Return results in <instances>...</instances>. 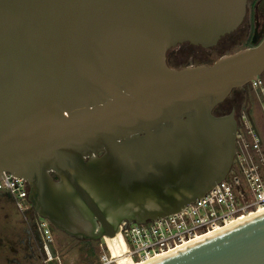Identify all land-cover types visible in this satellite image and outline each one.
Listing matches in <instances>:
<instances>
[{"label":"water","instance_id":"water-1","mask_svg":"<svg viewBox=\"0 0 264 264\" xmlns=\"http://www.w3.org/2000/svg\"><path fill=\"white\" fill-rule=\"evenodd\" d=\"M246 9L0 0V181L23 179L40 218L76 240L110 238L126 264L118 231L180 213L231 168L237 121L212 110L263 74L264 37L210 65L176 69L166 55L216 46ZM145 264H264V212Z\"/></svg>","mask_w":264,"mask_h":264},{"label":"built area","instance_id":"built-area-1","mask_svg":"<svg viewBox=\"0 0 264 264\" xmlns=\"http://www.w3.org/2000/svg\"><path fill=\"white\" fill-rule=\"evenodd\" d=\"M255 81H251L249 85L257 96H261L264 91L260 80L257 78ZM3 176L0 191L12 196L18 211L28 210L30 203L27 199V184L9 173L4 172ZM224 179L198 201L185 206L180 213L145 224L131 223L127 229H132L118 231L115 239L120 243L122 255L135 263L145 264L228 228L243 217L264 212L262 142L249 118L243 113L237 118L235 153ZM37 227L47 255L45 259L42 256L41 264L51 261L62 264L59 255L52 251L54 238L46 223L40 221ZM108 240L110 238L102 237L97 242L100 249L97 250L95 264L120 263Z\"/></svg>","mask_w":264,"mask_h":264},{"label":"rangeland","instance_id":"rangeland-1","mask_svg":"<svg viewBox=\"0 0 264 264\" xmlns=\"http://www.w3.org/2000/svg\"><path fill=\"white\" fill-rule=\"evenodd\" d=\"M251 0H247V9L245 14V20L243 24L234 32L225 36V38L221 39L216 46L208 49H204L201 47L192 46L189 44H179L172 49L169 50L167 54V61L170 67L172 68H183L188 65H197V64H212L219 57L223 55L232 54L240 49H242L246 44L248 45V39L245 37V32L247 31V22L246 20H252L254 15L256 16V22L260 23L262 18H264V0H257L251 5ZM256 8H255V7ZM261 81L264 83V73L261 75ZM262 102L264 104V99ZM250 105V116L252 117V121L256 128L257 133L262 142V149L264 152V116L258 106V103L255 100H252ZM244 111V108H242ZM17 208L15 206L14 200L6 201L5 199L0 198V238L9 243L10 247L19 250L17 255L12 254L6 248V243L4 247L0 249V264H41V259H36L34 256L37 254L32 253L35 252L37 245H35L32 240L28 239L29 233L25 234L24 240L27 242L28 240L31 242V248L28 249V255L22 251V244H19V240L21 235H19L20 227L17 228V222L15 221L17 218V214L15 213ZM17 226V227H16ZM30 231L31 229L28 228ZM18 234L19 238L15 237ZM23 236V233H22ZM81 242H77L74 244L72 241L66 243V248L62 249V257L60 256V260L62 264H74L75 262V253L69 251L70 246L76 245L80 247ZM28 245V244H27ZM96 251L99 250V245H94ZM82 248V247H81ZM58 249V248H57ZM27 252V251H26ZM98 252V251H97ZM39 254V252H38ZM41 255V254H39ZM17 262V263H16ZM48 264H56V261H51Z\"/></svg>","mask_w":264,"mask_h":264},{"label":"flooded vegetation","instance_id":"flooded-vegetation-1","mask_svg":"<svg viewBox=\"0 0 264 264\" xmlns=\"http://www.w3.org/2000/svg\"><path fill=\"white\" fill-rule=\"evenodd\" d=\"M262 19L263 20H261L260 23L259 22L257 23L255 21L256 16L254 15L252 20L251 19L246 20L248 29L245 32V34H246L245 38L248 39V45L246 44V46H244L243 48L251 47L253 39L256 41H260L264 37V18H262ZM244 20H245V18H244ZM244 20L242 21L241 24H243ZM226 36H228V35H226ZM223 38H225V36ZM206 65H210V64H206ZM260 77L258 79L260 80L261 88L264 91V83L261 81ZM261 98L264 99V94L261 96H257L254 93V91L252 90V88L250 87V85L247 84L241 88L233 90L221 104H219L213 108L212 114L215 116H219V115H224V114H228L230 112H233V115H234V118H236V121H237V118H240L242 113L245 114L247 118H252L250 116V113H249V110H250L249 104L252 102V100H255L258 103V106L262 112V115L264 116V104H263ZM242 108H244V111H242ZM53 177H54V179H57V177L55 175H53ZM0 198L5 199L6 201H11V200L13 201L12 196L9 193L3 192V191H0ZM15 213L19 217L15 221L18 223L17 224L18 227L17 226L16 227L17 228L20 227L21 231L19 232V235H21V238L18 239L19 238L18 234H16L15 237H17V239L19 240V244L23 245L22 251L23 252L25 251L24 253H26V255L29 254L28 249L31 248V242H30L31 240L35 245H37L35 252L34 251L32 252L34 254L35 253L37 254V256L36 255L34 256L37 260L38 259L42 260V256H43V249H42V244H41V235H40V231L38 230V227H37V224L40 221H43L44 223H46V225L48 226V228H49V230H50V232L54 238V245L52 248V251L54 254L58 253L62 257V253H61L62 249L64 250L67 247L66 243L68 242V240L72 241L74 244H77V242H83L81 240H76L75 238H72V237L64 234L63 232L56 230L52 226V224H50L47 220L40 218L36 213H34V211L31 208L24 211V212H20L17 210V211H15ZM28 228H30L31 231ZM22 233H23V236H22ZM26 233H29L28 239L29 240L31 239L30 241L28 240L27 242L24 240V238L26 237L25 236ZM88 242L94 244V243H97L98 241H88ZM5 243L6 242H4L0 238V249L4 247ZM8 244L9 243H6V246ZM72 246H74V245H72ZM6 248L12 254L17 255L19 253V250L14 249L13 247H10L9 245ZM38 252L41 255H39ZM41 260H40V262H41Z\"/></svg>","mask_w":264,"mask_h":264},{"label":"trees","instance_id":"trees-1","mask_svg":"<svg viewBox=\"0 0 264 264\" xmlns=\"http://www.w3.org/2000/svg\"><path fill=\"white\" fill-rule=\"evenodd\" d=\"M255 1L256 0H251V2H250L251 5ZM168 53H169V51L167 52V54ZM166 59H167V55H166ZM167 63H168V61H167ZM81 243H80L81 244L80 247H77L76 245H74V246H71V248H69L70 252L75 253L74 264H95L97 261L98 254H97V251H96L94 245H96L97 243L92 244L88 241H83Z\"/></svg>","mask_w":264,"mask_h":264},{"label":"bare ground","instance_id":"bare-ground-1","mask_svg":"<svg viewBox=\"0 0 264 264\" xmlns=\"http://www.w3.org/2000/svg\"><path fill=\"white\" fill-rule=\"evenodd\" d=\"M252 216H254V215H250V216H247V217H243V218L239 219L238 221H236L235 223L241 222L242 220L248 219V218H250V217H252ZM235 223H234V224H235ZM108 242L110 243V245H111L112 248H113V245H112L111 240H108ZM117 244H118V246L120 247V243L118 242ZM114 251H115V250H114ZM123 258H124L126 264H143V263H135L134 261H131L130 259L125 258L124 256H123ZM119 264H120V263H119Z\"/></svg>","mask_w":264,"mask_h":264}]
</instances>
